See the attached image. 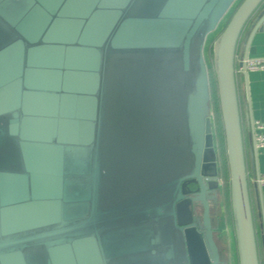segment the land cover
I'll list each match as a JSON object with an SVG mask.
<instances>
[{"label":"water","instance_id":"water-1","mask_svg":"<svg viewBox=\"0 0 264 264\" xmlns=\"http://www.w3.org/2000/svg\"><path fill=\"white\" fill-rule=\"evenodd\" d=\"M235 1L0 0V264L222 263L203 48ZM262 6L211 43L238 264H264L235 61Z\"/></svg>","mask_w":264,"mask_h":264},{"label":"crops","instance_id":"crops-1","mask_svg":"<svg viewBox=\"0 0 264 264\" xmlns=\"http://www.w3.org/2000/svg\"><path fill=\"white\" fill-rule=\"evenodd\" d=\"M263 6L257 11L255 16L248 22L245 30L240 37L235 61L238 63L247 54V57L264 56V22L258 25L251 34L247 43L249 29L252 26L253 19L259 13ZM248 44V45H247ZM236 85L240 103V113L242 121L243 136L246 145L245 161L247 174L249 177L250 201L252 206V215L255 231L258 237V249L261 261L264 260V184L257 183V176H264V148H257L254 159L251 158L249 147L253 142V130L256 133L258 128L255 122L264 124V70L247 71L246 74L237 67ZM248 90L249 99L247 100L246 91ZM247 116L250 117L251 126L248 124ZM258 184V183H257Z\"/></svg>","mask_w":264,"mask_h":264},{"label":"rangeland","instance_id":"rangeland-1","mask_svg":"<svg viewBox=\"0 0 264 264\" xmlns=\"http://www.w3.org/2000/svg\"><path fill=\"white\" fill-rule=\"evenodd\" d=\"M239 1L240 0H236L233 3L231 8L227 11L225 16L219 22L216 29L207 36L203 48L204 59L208 67L209 74L211 121L214 135V146L217 155L218 175L220 178V191L218 192V201L211 209V215L213 218H217V220L215 219V222H213V225H215L216 227L214 231V238L220 251L222 262L221 264H238V261L230 210L228 171L225 147L221 138L223 126L220 118L215 78L211 66V43L215 36L223 28L225 22L227 21V18L229 17L230 12L239 3Z\"/></svg>","mask_w":264,"mask_h":264},{"label":"built area","instance_id":"built-area-1","mask_svg":"<svg viewBox=\"0 0 264 264\" xmlns=\"http://www.w3.org/2000/svg\"><path fill=\"white\" fill-rule=\"evenodd\" d=\"M247 71L264 70V56L263 57H247L245 59ZM241 70V68H240ZM258 131L254 132V141L257 148H264V124L255 122ZM259 184H264V176L259 177Z\"/></svg>","mask_w":264,"mask_h":264},{"label":"flooded vegetation","instance_id":"flooded-vegetation-1","mask_svg":"<svg viewBox=\"0 0 264 264\" xmlns=\"http://www.w3.org/2000/svg\"><path fill=\"white\" fill-rule=\"evenodd\" d=\"M190 188L192 189V190H194V188H195V185H190ZM217 201H218V199H217ZM217 201L216 202H212V204H211V209L213 208V206L217 203ZM192 209L194 210V211H196L197 212V214L198 215H200L201 214V210H202V207L200 206V204H192ZM211 214H212V211H211ZM215 219L217 220V218L216 217H212V224H213V222H215ZM215 226V225H214ZM216 228V227H215Z\"/></svg>","mask_w":264,"mask_h":264},{"label":"trees","instance_id":"trees-1","mask_svg":"<svg viewBox=\"0 0 264 264\" xmlns=\"http://www.w3.org/2000/svg\"><path fill=\"white\" fill-rule=\"evenodd\" d=\"M241 1V0H240ZM239 1V2H240ZM238 5V4H237ZM236 5V6H237ZM236 6L233 8V10L230 12V14H229V17H230V15H231V13L234 11V9L236 8ZM229 17L227 18V20L229 19ZM227 22V21H226ZM226 22H225V24H226ZM224 24V25H225ZM224 27V26H223ZM221 31V30H220ZM220 118H221V115H220ZM222 122V121H221ZM221 138H222V141H223V144H224V133H223V130H222V132H221ZM224 147H225V144H224ZM227 171H228V169H227Z\"/></svg>","mask_w":264,"mask_h":264}]
</instances>
